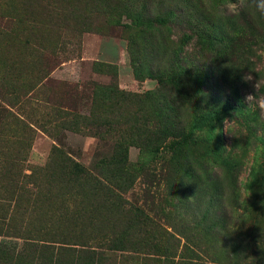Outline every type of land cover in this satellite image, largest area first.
Returning <instances> with one entry per match:
<instances>
[{"label": "rangeland", "instance_id": "obj_1", "mask_svg": "<svg viewBox=\"0 0 264 264\" xmlns=\"http://www.w3.org/2000/svg\"><path fill=\"white\" fill-rule=\"evenodd\" d=\"M257 2L264 8V0ZM245 3L0 0V101L14 102L36 70L48 73L37 101L11 111L18 112L15 117L28 127L29 135L23 136L12 121L0 115L2 154L12 158L16 152L23 160L17 184L9 179L11 175H0V264H153L142 254L153 250V242L164 251L172 248L160 230L187 237L192 247L196 244L191 251L198 253L197 264L220 258V234L227 238L233 232L246 233L262 241L255 246L251 243L255 250H264V203L260 201L264 197V9L246 13L242 22L237 7ZM136 13L147 15L153 27ZM220 32L234 42L219 48L218 79L212 81L202 70L192 76L178 72L176 58L186 64L190 50L207 41L204 34L217 38ZM137 65L142 67L141 76L136 73ZM105 66L113 68L115 78L103 73ZM221 75L232 83H222ZM91 83H113L119 91L142 97L138 102L116 97L103 101L106 119L123 128L121 139L110 135L106 142L111 150L119 145L132 166L153 165V193L165 190L168 194L174 185L184 190L189 184L211 192L221 186L228 198V175L234 173L246 222L227 227V233L211 229L214 221L203 217L210 208L207 201L189 207L169 197L160 206L153 201L147 214L154 222L136 223L113 206H93V202L65 193L55 178L33 175L32 169H43L50 161L51 173L56 175L54 147L82 164L93 157L97 140L91 129H64L47 122L53 118L49 116L52 105L65 100L72 101L79 112H87ZM233 85L239 103L221 115L222 102L235 96ZM66 90L76 95L69 97ZM11 91L13 96L8 97ZM150 93L153 113L146 102ZM141 120L148 124L153 120V137L148 143L138 136ZM38 123L42 129L36 127ZM190 173L204 179L203 184L191 183ZM142 180L139 176L126 195L132 204L143 202ZM37 237L67 243L54 246L73 251L52 257L34 254L24 246L25 238ZM129 245L137 246L138 254L122 249Z\"/></svg>", "mask_w": 264, "mask_h": 264}, {"label": "trees", "instance_id": "obj_2", "mask_svg": "<svg viewBox=\"0 0 264 264\" xmlns=\"http://www.w3.org/2000/svg\"><path fill=\"white\" fill-rule=\"evenodd\" d=\"M240 11V17L242 22H245L243 15L246 13L251 14L253 12L261 11L264 9L259 5L257 0H246V3L243 6L237 7ZM142 6V12L144 10ZM142 19H145L144 23L149 24L153 27V20H148V16L141 15L136 13ZM237 30L240 31V27L236 26ZM199 37L197 31L194 32ZM203 35V33H202ZM207 39L206 42H201L196 44L195 51L190 50L189 56L186 64L180 62L179 58H176L175 65L178 69V72L183 74H188L189 76L194 75L196 71L202 70L207 72L212 81L218 79L219 73V48L223 44L231 45L234 42V38H227L228 36L224 32H220L217 38L209 36V34H204ZM211 52V53H210ZM39 66V65H38ZM136 73L142 75V67L137 65ZM98 73H101L100 70H97ZM106 72V75H109L112 79L115 78L114 70L111 67H104L103 73ZM225 75V73H224ZM48 73L40 72L36 70L30 78L29 84L24 88L22 94L15 96L14 102H2L0 101V115H4L10 121L13 122L14 129L19 130L23 133V136H27L28 127L21 121L17 120L15 117L18 112H11L13 108L23 103H33L37 101L36 95L38 93L39 87L42 86V82L46 79ZM222 83H232V80L226 81L225 78L221 75ZM234 82V81H233ZM232 87V86H231ZM62 88H66L62 84ZM237 87L233 85L232 91L235 95L233 100H227L226 97L224 102L220 105L219 113L221 115H226L231 109H236L237 104L239 103V98L237 95ZM65 92L69 97L71 95H76L75 93H69L68 90ZM11 91L8 97L13 95ZM35 96V98H34ZM116 97L120 101L125 100H136L137 102L141 100L142 97L138 95L128 94L122 91L117 90V87L113 83L109 85H99L91 83L89 86V95H88V109L87 112H79L76 105L67 100L64 101L62 105L53 104L50 108L49 116L53 117L47 120L48 123L55 122V125L60 126L64 129H91L92 137L97 140V148L91 160L87 164H82L70 157L68 152L62 151L59 147L52 148L51 155H53L57 161L56 175L53 176L51 171L54 169L52 166V161H50L46 167L43 169H32L31 173L37 177L45 175V179L55 178L54 183L61 187L65 193H73L75 196L80 198V201L93 202V206L98 205H110L116 208L118 212H126L129 214L128 218L133 220L132 222L136 223H152L154 220L147 213L151 211L153 206V201L158 203L160 206L167 198L170 199H179L184 201L189 207L194 204H201L202 201H207L210 208L205 211L203 217L209 218V220L214 221L210 223L211 229L216 227L219 231L227 233V227L244 224L246 222L245 214L241 212V203L244 201L241 198V191L238 190L233 183H235L236 176L234 173H229L228 183H229V193L228 198L225 195L224 190L221 186L219 189L208 191L203 187H193L194 185H185V189L182 190L175 185L170 190V193L167 194L165 190H158L157 193H153V165L149 162L148 164H142L132 166L128 163L123 151L119 145L111 150V146L108 147L106 142V137L112 135L113 137H118L121 139L120 131L123 130L122 125L112 124L109 120L106 119L105 111L102 107L104 100L108 98ZM66 99V98H64ZM48 102V100H46ZM45 101V103H47ZM146 102L148 103L152 113H153V93H150L146 97ZM97 103H100V106H96ZM104 106V104H103ZM15 113V114H14ZM110 114V113H109ZM115 123V122H114ZM117 123V122H116ZM139 125V138H142V143H148L153 137V120L150 124L148 121L141 120L138 123ZM41 124L38 123L37 128ZM56 126V127H57ZM137 128H135L136 130ZM25 136V137H26ZM144 139V140H143ZM2 142L0 140V147H2ZM18 147H23L22 143H19ZM25 147V146H24ZM105 147V149H104ZM0 149V175L9 176L10 180H13V183L17 184L22 178V169L20 162L23 160L14 153V157L8 158L2 154ZM59 164V165H58ZM234 168V166H231ZM57 168L60 169V172H57ZM190 176V182L194 184H203V180L198 176H195L193 173L188 174ZM141 177L143 180L142 184L145 186L140 190L142 193V203L132 204L126 198L127 193H129L135 180L138 177ZM212 178V176H211ZM53 182V181H52ZM16 186V185H14ZM254 196L252 198L254 199ZM17 197V195H16ZM260 201L264 203V197H260ZM170 201V200H168ZM254 201V200H253ZM88 206L92 207L88 204ZM214 210V213L212 212ZM1 228V225H0ZM163 234L161 237L170 242L172 248L171 251L161 250V247L156 245V242H153V250H147V253H142L147 259L153 261V264H197V252L193 254L191 250H194L197 246H190V240L187 237H175L166 231L160 230ZM234 236H228L225 238L220 234V243L222 248V253L219 259L216 258H207L202 264H247V261L254 264H264V250H261L260 247H257L255 250L251 243L255 246L262 241H257L255 238L249 237L246 233L243 232H233ZM24 246L32 253H45L47 257H52L54 254L66 253L73 250H70L69 247H62L67 245V243L55 241L52 238H32L27 239ZM182 239L183 243H180ZM211 240L208 241L209 247H211ZM59 244L62 246H54ZM134 245H129L122 247V249H127L134 254H138V247ZM195 247V248H194ZM253 248V249H252ZM254 253L252 254V251ZM55 251V252H54ZM54 252V253H53ZM153 252V253H152ZM184 252L188 254L187 257H184ZM201 255H204L202 250L198 251ZM190 254V255H189ZM252 254V255H251ZM153 257V258H152ZM148 260V261H150ZM150 261V262H151Z\"/></svg>", "mask_w": 264, "mask_h": 264}]
</instances>
